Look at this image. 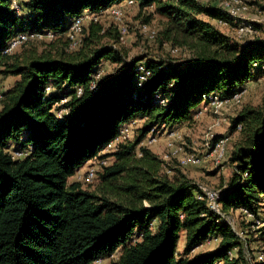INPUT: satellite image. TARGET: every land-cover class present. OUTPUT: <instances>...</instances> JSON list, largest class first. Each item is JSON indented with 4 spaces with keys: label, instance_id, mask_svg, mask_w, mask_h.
I'll list each match as a JSON object with an SVG mask.
<instances>
[{
    "label": "trees",
    "instance_id": "16d2710c",
    "mask_svg": "<svg viewBox=\"0 0 264 264\" xmlns=\"http://www.w3.org/2000/svg\"><path fill=\"white\" fill-rule=\"evenodd\" d=\"M13 1L0 0V74L17 77L0 107V264H92L119 249L110 264H248L247 240L199 198V184L143 141L190 121L205 94L231 98L264 77V38L233 40L212 22L234 25L228 15L199 0H135L141 11L153 7L147 23L162 17L160 45L190 56L126 61L117 25L91 20L80 48L69 50L68 40L75 17L123 0H19L20 10ZM47 31L55 38L40 41L50 48L17 53L40 42L30 40L5 53L13 37ZM103 61L122 68L97 79ZM139 65L151 73L142 87ZM132 120L143 121L135 137L102 154ZM232 129L240 139L219 202L225 213L243 208L264 222V104L244 107ZM96 157L111 158L98 172L96 190L70 182ZM213 238L216 248L190 256Z\"/></svg>",
    "mask_w": 264,
    "mask_h": 264
},
{
    "label": "rangeland",
    "instance_id": "374dc122",
    "mask_svg": "<svg viewBox=\"0 0 264 264\" xmlns=\"http://www.w3.org/2000/svg\"><path fill=\"white\" fill-rule=\"evenodd\" d=\"M206 6L210 7H220L224 0H199ZM250 8L245 12V17L248 20H259L264 15V0H251L249 2ZM153 7L147 9L146 11H141L138 6H132L126 10L125 17L123 19V24L128 27V32L125 34L123 40H121L118 47L124 52L126 56V61L132 60L135 57H141L145 54H150L151 57H158L163 59H170L176 62L182 61L190 56L186 49L180 48L177 53H172L169 44L160 45L157 39L153 40L146 35L142 30L144 25L150 26L152 29L160 30L162 17L158 14L152 15L151 21L147 23V18L153 13ZM205 19H209L207 16H203ZM102 23L105 27H109L111 24L116 25L112 18L109 16H103L101 18ZM217 28L232 38L233 40L239 41L237 37L235 27L233 25L220 24L217 21H212ZM261 30H259V37L264 38V26L261 25ZM252 35L247 36L250 39ZM45 41V40H44ZM44 41L36 42L35 44H27L17 50V53H23L26 50H31L32 48L38 51H43L50 48L49 44ZM108 39L105 40V42ZM122 68V64L113 63L111 61H103L101 72L102 74L113 73L119 71ZM17 77L15 76H3L0 74V88L2 93L10 89ZM264 104V77L260 76L249 82L242 95V101L238 104L228 105L226 108L215 112L214 108H208L203 110L202 114H197L198 108L194 112L191 121H189L183 128L179 129L184 138V143L177 141V146H182V154L194 152L203 160L200 164H195V167L189 166L184 167L182 170L197 184L201 186H207L213 189L222 190L229 185L230 179L233 173V167L229 162V159L236 148V144L240 139V131H233L232 120L238 115V113L246 106L259 107ZM1 107V98H0ZM225 118V121H223ZM137 127L133 130L130 139L135 137ZM212 133L214 136H227L229 137V144L227 146V155L221 164H215L213 158L208 156L209 152L205 148V138L207 133ZM158 138L156 142H149L151 134H149L143 141V145L151 148L155 153H157L161 158L165 154H170L171 157L168 159L169 162L176 166L177 159L172 156L167 147V138L164 134V129L157 132ZM105 154V153H104ZM103 159V158H101ZM108 161L110 159L108 158ZM88 165L84 168L85 171ZM169 168V167H167ZM169 170V169H167ZM77 180L76 176L70 178V182ZM85 188L96 190L98 186V180L93 182H82ZM227 218H235V226L237 232L247 240L246 253L248 257H255L260 252L264 254V233L262 231L264 227V222L261 219H257L254 216H241V214L236 211H231ZM218 241L212 240L211 242H205L201 246L197 247L194 251L190 253L193 256L196 253L205 252L216 248ZM185 248V235L182 234L181 239L178 243V253H182ZM237 250H233L232 254H236ZM122 253V249H119L114 255L108 258L100 259L93 262L92 264H110L111 262L117 260ZM179 254V255H180Z\"/></svg>",
    "mask_w": 264,
    "mask_h": 264
},
{
    "label": "built area",
    "instance_id": "2783aa9c",
    "mask_svg": "<svg viewBox=\"0 0 264 264\" xmlns=\"http://www.w3.org/2000/svg\"><path fill=\"white\" fill-rule=\"evenodd\" d=\"M251 0H224L221 3V6L219 9L228 15L231 22H233V26L235 27L237 37L239 40L243 43H247L248 41L255 39L259 37V29H257L256 24H261L264 26V15L259 20H248L245 17V12L250 8V2ZM13 5L16 9L20 10V4L19 0H14ZM132 6H138V2L135 0H123L113 6H111L109 9L102 11L100 13H91V12H84L82 15L75 17L68 30V40H69V50H77L80 48V46L83 43V37H84V29L86 27V24L93 20L94 22H102L101 18L103 16H109L112 18L114 23L118 26V29L121 33V40H123L125 34L128 32V27L123 24V19L125 17L126 10ZM220 24L229 25V21L226 20H218L217 21ZM146 35L150 39L155 40L158 34V30L152 29L148 25H144L142 29ZM252 35L250 39H247V36ZM55 38V33L52 31L47 32H34V33H22L16 37H13L7 45V48L5 50V53L11 54L14 51H16L19 47H21L24 43L30 41V40H45V41H51ZM171 47L172 53H177L180 48L179 47ZM138 70L140 71V78L138 81L139 87H142L145 81L147 80L148 76L151 74L145 66L139 65ZM101 69L97 72L96 78H100L102 76ZM52 88L50 86L47 87V91H51ZM245 88L239 90L236 92L231 98H223L221 94L218 92H213L210 94H205L203 96L202 106L198 108L197 114H202L204 111L208 108H214V111L217 113L219 110L226 108L228 105L231 104H238L242 101V95L244 93ZM82 92V89L79 88L78 93L80 94ZM0 98H2V91L0 88ZM65 100H62L61 103H63ZM58 116H62L64 113V110H59ZM195 114V113H194ZM223 121H225V118H223ZM137 121L132 120L129 123L125 124L120 131L119 137L108 144L106 149L102 152V154H106L109 152L116 151L118 149V146L120 143L126 141L127 139H130L131 134L133 133V130L135 128ZM150 139L149 142H156L158 135L157 132L150 133ZM164 134L167 138V147L169 149V152L172 154L174 158L177 159V165L181 168L187 167L191 164H200L202 162V158L199 157L196 153L190 152L182 154V146H177L176 142L181 141L184 143L183 135L181 134L179 129L176 128H165ZM229 144V137L227 136H214L212 133H207L205 138V148L209 151L207 153L208 156H211L215 162V164L219 165L222 163V161L225 159L227 155V146ZM15 156H21L22 152H14ZM171 157L170 154H165V156L162 158L166 164L170 163L169 158ZM109 163L108 158L101 159L100 157H96L90 161V164L88 165V168L85 171H82L79 169L75 176L78 181L81 182H93L96 177L98 176V172L101 169L102 165H107ZM170 172V170H168ZM201 195H199L200 199H206L207 204L211 210L216 212L217 214H220L232 227L234 230H236L235 226V218H227L229 213H225L222 210V206L219 202L220 193L221 190L213 189L207 186H201ZM236 211V210H233ZM237 211L246 217L252 216L251 213L247 209H237ZM237 231V230H236ZM248 264H257L258 262L264 261V254L260 252L258 255H256L255 259H252L251 257H247Z\"/></svg>",
    "mask_w": 264,
    "mask_h": 264
},
{
    "label": "crops",
    "instance_id": "0c3cea01",
    "mask_svg": "<svg viewBox=\"0 0 264 264\" xmlns=\"http://www.w3.org/2000/svg\"><path fill=\"white\" fill-rule=\"evenodd\" d=\"M109 73V72H108ZM137 121V123H136V127L137 128H139L141 125H142V123H143V121L142 120H136ZM191 121V120H190ZM189 121H186V122H183V123H180V124H177L176 126H174V128H183V126H185V124H187ZM91 161V160H90ZM90 161H88L87 163H85L80 169L81 170H84V168L87 166V165H89L90 164ZM110 161H111V158H110ZM109 161V162H110ZM195 164H191V165H188L187 166V168L189 167V166H192V167H195L194 166ZM186 168V167H185ZM73 177V176H72ZM71 177V178H72ZM74 177H75V175H74ZM214 241V240H216V241H218L219 242V239L218 238H213V239H210V240H208L207 242H211V241ZM218 245V243L216 244V246ZM215 246V247H216Z\"/></svg>",
    "mask_w": 264,
    "mask_h": 264
}]
</instances>
